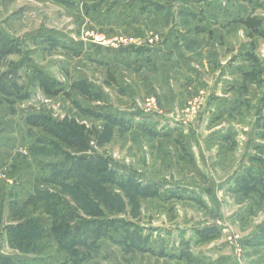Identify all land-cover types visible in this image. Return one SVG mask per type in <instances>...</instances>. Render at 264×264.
Returning <instances> with one entry per match:
<instances>
[{
	"label": "rangeland",
	"instance_id": "374dc122",
	"mask_svg": "<svg viewBox=\"0 0 264 264\" xmlns=\"http://www.w3.org/2000/svg\"><path fill=\"white\" fill-rule=\"evenodd\" d=\"M136 6L170 15L158 17L161 29L145 21L129 24L123 12ZM247 17L261 19L264 27V0H0V27L18 38L29 59L22 83L31 94L13 110L0 107V256L72 264L50 231V217L28 203L41 162L62 158L31 151L43 133L26 125L24 115L37 112L61 126L74 124L87 138L88 155L156 190L144 197L106 185L118 198L108 204L100 199L102 213L129 228L89 239L96 248H79L73 260L264 264V255H253L250 246V236L264 230V207L254 196L229 191L235 181L264 187V38L239 24ZM87 32L106 36L117 49L135 50L143 42L160 51L179 42L184 64L107 67L97 57L100 44L86 39ZM120 39L132 43L117 44ZM105 54L112 60L116 55ZM19 60L10 57L4 70ZM37 71L68 94L46 96L33 79ZM77 83H85L90 95L73 89ZM223 103L233 107L226 110ZM30 220L39 228L18 227ZM33 230L39 235L29 237Z\"/></svg>",
	"mask_w": 264,
	"mask_h": 264
},
{
	"label": "trees",
	"instance_id": "16d2710c",
	"mask_svg": "<svg viewBox=\"0 0 264 264\" xmlns=\"http://www.w3.org/2000/svg\"><path fill=\"white\" fill-rule=\"evenodd\" d=\"M50 1L69 3V0ZM155 8L158 7L155 6ZM239 23L244 25L251 35L264 38L261 19L247 17L239 20ZM15 55L19 56L20 60L10 62L4 70L6 60ZM28 61L27 56L24 57L18 38L7 34L0 27V107L8 105L12 109L19 101L31 97L22 83V70L28 66ZM33 77L37 87L46 96L56 97L68 94L55 78L45 72L37 71ZM73 89L82 95H90V90L85 83H77ZM24 122L30 128L41 130L43 133L33 142L31 147L33 154L50 159L62 156L58 161L41 162L40 175L35 177V190L28 203L39 204L43 212L50 217V231L56 237L60 248L72 257L79 255V248L87 251L96 248V244L88 241L89 239H99L113 230L129 228L122 220L102 213L99 206L100 199L103 200V204H108L118 198L106 189V185L114 184L125 192L131 194L138 192L144 197L149 196V190L156 193V190H152L151 187L143 188L136 182L134 175L121 174V169L116 166L109 167L104 158L88 155L87 138L82 131L76 129L74 124L70 127L61 126L49 116L37 112L24 115ZM58 151H63V154L58 155ZM80 211L88 212V214L85 213L86 216H82ZM32 225L39 228L34 220L18 227L32 228ZM204 232L209 234L213 231ZM33 233L38 234L33 230L29 233V237H32ZM133 235L134 233L131 232L129 237L132 238ZM72 257V264L82 262L73 260ZM38 263L37 260H15L0 256V264Z\"/></svg>",
	"mask_w": 264,
	"mask_h": 264
},
{
	"label": "crops",
	"instance_id": "0c3cea01",
	"mask_svg": "<svg viewBox=\"0 0 264 264\" xmlns=\"http://www.w3.org/2000/svg\"><path fill=\"white\" fill-rule=\"evenodd\" d=\"M139 8V6L134 7V9L132 8L129 14H126V11L123 12V14H125V19H129V21H127V23H131V22H144L145 21V25L150 26V27H154L156 29H161L163 28L162 23L158 22L157 19L158 17H164V16H169L170 12L167 10H165L162 13L159 12H155L154 10L152 12H145L142 13L141 9H136ZM122 12V11H121ZM165 18V17H164ZM135 20V21H134ZM240 24V23H239ZM166 28V27H165ZM143 42L141 43L140 46L136 47V49H132V48H128V47H124V48H120L117 49L116 47H112V46H105L103 47L102 45H99V50L98 51H103V53L101 54H97V57L99 60L105 61L109 66L107 67H113L114 65H118V66H125V67H131V68H135L136 65H138L140 62L144 63V65L146 66H161L164 64L167 65H174V66H181V64H184V49L182 48V46L179 44V42L175 43H170L169 45H167L166 47H164L163 49H161L160 51H149L145 45H142ZM111 49V50H110ZM119 50L120 53H116L115 51ZM105 51H113L116 55H113L114 57V61L112 60V58L108 55L105 54ZM89 56L88 58H90L91 56L93 57L92 52L87 55ZM85 58H87L85 55L83 56ZM138 63V64H136ZM104 64V63H103ZM106 65V64H104ZM222 85H224V83L222 82ZM226 86V85H225ZM232 87V86H231ZM225 88V87H224ZM229 90H232V88H229ZM222 91V90H221ZM224 91V89H223ZM222 91V92H223ZM220 107L225 108L226 110H230L233 105L231 103H223ZM228 160V158H227ZM261 172L264 174V171L261 170ZM235 181V179H234ZM234 185L230 186L229 191L232 192H236L238 190H240V192H242V196L243 199H247L249 200V198H253L257 201L258 203V207L263 208L264 207V190L258 191L256 192L255 195V189L260 190L262 188H264L262 185L257 184V185H250V186H243L242 183H238L236 184L235 182H232ZM231 184V183H230ZM255 186V187H253ZM245 194V196L243 195ZM26 201L23 202L22 205H25ZM251 206H253V204H250ZM22 207V206H20ZM250 240H251V249H253L254 254L253 255H264V230L263 232H256L254 234H252L250 236Z\"/></svg>",
	"mask_w": 264,
	"mask_h": 264
},
{
	"label": "built area",
	"instance_id": "2783aa9c",
	"mask_svg": "<svg viewBox=\"0 0 264 264\" xmlns=\"http://www.w3.org/2000/svg\"><path fill=\"white\" fill-rule=\"evenodd\" d=\"M85 36H86V39L92 40L93 43H99L100 45L102 44V46H112L113 47L116 45V43H113V41H110V39L108 40L107 37L102 35V34L101 35H95L94 32H87L85 34ZM153 42H156V41H154V40L151 41V43H153ZM130 43H132V42L128 41L126 39H120L119 43H117V44H130Z\"/></svg>",
	"mask_w": 264,
	"mask_h": 264
}]
</instances>
